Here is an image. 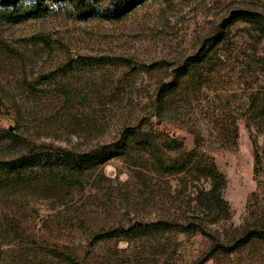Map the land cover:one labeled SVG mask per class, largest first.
<instances>
[{
  "label": "rangeland",
  "instance_id": "1",
  "mask_svg": "<svg viewBox=\"0 0 264 264\" xmlns=\"http://www.w3.org/2000/svg\"><path fill=\"white\" fill-rule=\"evenodd\" d=\"M48 4L0 19V159L128 150L83 173L0 169V264H67L54 251L79 264H264L260 239L237 244L264 228V0H145L119 19ZM236 11L249 19L227 26ZM160 220L170 229L141 228Z\"/></svg>",
  "mask_w": 264,
  "mask_h": 264
},
{
  "label": "trees",
  "instance_id": "2",
  "mask_svg": "<svg viewBox=\"0 0 264 264\" xmlns=\"http://www.w3.org/2000/svg\"><path fill=\"white\" fill-rule=\"evenodd\" d=\"M48 2H69L72 5L75 15L83 19L93 16H99L104 19H119L126 15L135 5L145 2V0H0V19L5 22L20 23L29 18L44 16L49 9ZM244 19H249L248 14L246 12L236 11L227 19L226 25L228 26L236 21ZM260 30L264 33V26H261ZM224 37V33L220 32L212 45L216 46L220 44L224 40ZM87 60L96 62L95 58H87ZM186 72V69L179 68L178 77L184 76ZM127 132L128 134L131 133L134 135L136 147L138 146L141 149L154 147L153 139L149 138L146 134L137 132L133 128H128ZM127 150L126 142L122 144L111 143L79 155L51 147L49 149L30 148L27 152L14 156L11 159H0V169L8 175H14L18 181H23L25 176L33 169H39L45 172L47 170L50 174L52 171H75L77 173H83L86 169L109 160L110 157L126 153ZM156 160L158 163L159 159L157 158ZM203 174L209 175L212 178L213 184L207 195L210 196L209 199L212 200L213 205L218 211H222L224 209V203L218 195L219 185L223 183L221 175L213 167H209ZM169 226L170 225L165 221L160 220L141 228L170 229L171 226ZM137 230L138 228L133 227L120 232L111 230L109 232L100 233L94 236V242L108 240L117 235L131 238V236L136 234ZM252 237L260 239L264 244V228L260 230H250L240 238L237 244L243 245ZM54 254L61 257L67 264H79L75 259L58 253L57 251H54Z\"/></svg>",
  "mask_w": 264,
  "mask_h": 264
}]
</instances>
